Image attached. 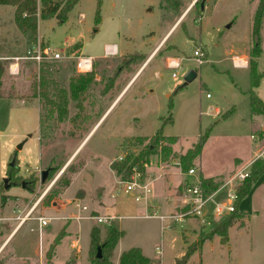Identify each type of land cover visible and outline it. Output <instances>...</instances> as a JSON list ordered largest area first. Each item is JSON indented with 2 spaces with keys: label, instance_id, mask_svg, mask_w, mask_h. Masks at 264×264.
Returning a JSON list of instances; mask_svg holds the SVG:
<instances>
[{
  "label": "rangeland",
  "instance_id": "374dc122",
  "mask_svg": "<svg viewBox=\"0 0 264 264\" xmlns=\"http://www.w3.org/2000/svg\"><path fill=\"white\" fill-rule=\"evenodd\" d=\"M67 1L56 0L59 12ZM260 1L102 0L99 6V0H80L65 22L39 18L42 41L32 47L63 54L42 62L51 65L56 85L66 89L69 98L65 114L56 111L49 117L34 97L42 62L24 59L32 41L17 30L14 8L0 5V56L7 57L0 98V244L24 219L1 250L0 264H91L97 252L92 231H99L102 242L112 228L123 236L112 249L99 246L107 264H121V255L133 248H140L153 264H175L189 247H198L191 264H264V197L257 199L256 207L255 195L246 197L239 205L243 217L223 234L216 227L227 215L213 217L209 224L191 216L184 222L173 218L187 210L182 192L189 150L199 149L190 166L204 183L213 180L217 189L210 193L215 201L225 202L228 193H234L229 183L235 174L254 164L264 149V115H253L251 106L252 91L264 102V18L259 36L254 35ZM184 14L158 53L183 58L179 77L160 66L158 58L103 118L145 63L152 36L158 42ZM107 44H117L120 52L126 47L130 53L102 59ZM200 46L207 59L202 66L193 58ZM243 54L247 67L234 68L232 57ZM89 56L95 58L94 82L72 101L70 80L90 74L77 72L76 59ZM192 69L197 78L182 87L184 70ZM252 72L255 80L261 78L258 88L253 87ZM145 85L148 90L143 91ZM228 112L235 116L223 119ZM41 114L46 117L43 130ZM158 133L164 141L153 148ZM251 135L259 136L261 145ZM150 146L153 150L143 157ZM126 160L130 165L138 160L136 165L154 181L152 203L165 223L150 218L152 208L145 204L123 193L115 196L123 180L116 166ZM43 170H49L45 184ZM169 175L173 184L165 188L166 213L154 197H163L160 181ZM80 201L92 215L111 212L117 217L111 226L94 219L77 222L71 204ZM108 206L114 210H104ZM40 217L50 220L47 226H40Z\"/></svg>",
  "mask_w": 264,
  "mask_h": 264
},
{
  "label": "trees",
  "instance_id": "16d2710c",
  "mask_svg": "<svg viewBox=\"0 0 264 264\" xmlns=\"http://www.w3.org/2000/svg\"><path fill=\"white\" fill-rule=\"evenodd\" d=\"M80 0H68L65 7L59 12L61 3L56 2V0H0V5L12 6L15 8V23L18 30L26 37L30 38L32 45L36 46L38 43V23L39 18L50 19L56 17L60 22L67 21L68 13L79 3ZM102 0H99V6ZM41 5V14L39 12V6ZM264 18V0H261L258 6V10L255 16L254 22V35L257 38L260 33L261 23ZM51 65L48 62H42L40 65V77L39 81L35 83L34 87V97H39L41 105L46 110V117L51 116L54 112L59 111V113L65 114L67 106L69 104L68 93L64 88H58L56 85V79L53 77V72H50ZM7 71L6 60H0V98L3 96V80L5 78ZM253 71V69H252ZM254 78L253 87L258 88L260 85V79L255 80L256 73L252 72ZM94 74L90 73L85 76L74 77L70 80L71 85V99L72 101H78L79 95L86 91L91 83L94 82ZM251 106L253 115H264V102L258 98L255 93L251 92ZM234 110V109H233ZM232 111V110H231ZM234 112V111H233ZM233 113L228 112L223 115V119L229 118ZM41 114V129L43 130L44 120L46 118ZM208 135L205 136L204 140H207ZM154 143L159 144L164 141V136L158 133L153 137ZM175 139H168L170 143H173ZM166 141V140H165ZM149 149L143 153V157L149 154L153 148ZM199 149L194 148L188 151L185 155L186 159L189 161L187 164L184 161V168L189 170L191 168L190 163L194 160ZM138 160L134 164H128L129 161L120 162L117 164V172L122 173V179H127L131 175L132 167L136 165ZM141 167V165L139 166ZM264 174V162L262 160H257L250 172L249 178L243 181L237 188L236 195V211L227 215L226 219L216 227V232H221L222 234L226 232L229 227H232L235 221L243 217V213L239 211V205L248 196V194L253 189L254 185L258 182L260 177ZM54 176V173L50 175V179ZM206 191L209 194L211 190H216L213 180H206ZM7 197H3L4 204L6 203ZM123 236L121 231L112 228L108 236L104 241H100L99 231L97 229L92 231V241L93 246L98 250L99 246L112 249L116 246L119 239ZM198 250V247H189L181 259H178L175 264H188L190 258ZM98 252V251H97ZM96 252V259L91 264H107L105 259H98ZM121 264H153V261L146 258L142 254L140 248H133L121 255Z\"/></svg>",
  "mask_w": 264,
  "mask_h": 264
},
{
  "label": "built area",
  "instance_id": "2783aa9c",
  "mask_svg": "<svg viewBox=\"0 0 264 264\" xmlns=\"http://www.w3.org/2000/svg\"><path fill=\"white\" fill-rule=\"evenodd\" d=\"M196 2V1H195ZM106 54L116 55V46L108 45L106 46ZM63 57V54L57 51L51 50L49 47H35L29 49L27 55L24 59L32 60L37 63H41L46 59L58 60ZM194 60L199 66H202L207 61L206 54L203 48L197 47L194 50ZM19 60V58L17 59ZM237 63V61H235ZM237 64H242L238 62ZM168 65L171 69H179L181 67V62L177 59H171L168 62ZM76 68L79 74H85L92 70V59L91 57H78L76 59ZM12 69V73H13ZM18 73V70H16ZM174 78L177 77L176 73L172 75ZM207 98H210V94H207ZM264 133V131H263ZM251 140L256 142L257 145H261V139L259 136H251ZM264 146V145H263ZM262 146V147H263ZM123 160V159H122ZM257 160H262L264 162V149L257 154L253 162ZM252 162V163H253ZM253 164L248 165L246 168L238 171L233 179L230 181L229 185L231 190L233 189L234 193H228L227 200L225 202L215 201L213 198V193H207L206 186L202 178L197 173V169L192 167L186 172L187 179L183 185V204L184 209H187L185 213H181V216L173 217L176 221H185V217L191 216L193 219L200 221L203 224H209V221L213 217L226 216L236 211V200H237V182L242 183L250 176L251 168ZM153 180L145 176L144 172L140 169L139 165L132 167L131 175L127 179H123L120 182L122 186L119 189L115 196L120 195L121 193L126 194L134 199L137 203H143L147 208H152L151 215H148L150 218L160 219L165 223L166 218L164 216H159L156 209L152 203L153 196ZM214 200V201H213ZM213 202L214 207L210 204ZM71 207L76 210V215L72 218L81 222L84 219H94L99 224L111 226L112 222L116 219L117 215L111 214V212L104 215H92L86 205H83L82 202H74L71 204ZM155 209V210H154ZM93 216V217H92ZM23 220V219H22ZM49 219L40 217V226H47Z\"/></svg>",
  "mask_w": 264,
  "mask_h": 264
},
{
  "label": "crops",
  "instance_id": "0c3cea01",
  "mask_svg": "<svg viewBox=\"0 0 264 264\" xmlns=\"http://www.w3.org/2000/svg\"><path fill=\"white\" fill-rule=\"evenodd\" d=\"M14 8V7H13ZM15 10V8H14ZM190 10V8L188 9ZM185 16V14L179 18V20L175 21L174 24L170 27V29L166 32V34L158 41L156 42V38L154 36H152V39L149 41V42H153L151 45V48H150V51L148 52V54H146V61L144 64H142V66H140L138 68V70H136L134 72V74L131 76L130 80L127 81V83L121 88V90L118 92L117 94V97L116 99L114 100V102L109 106L108 110L106 111V113L104 114L103 118L105 117V115L108 113V111L116 104V102L120 99V102L122 101V99L131 91V89L134 87V85L137 83L139 77L148 69L150 68V66L157 60L159 61L160 59V62H159V65L160 66H165L168 70H173L174 72L173 73H176L177 70H181L183 69V58H179V57H175V56H166L165 58H162V57H158V53L162 50V48H164L167 44V41L166 39L168 38V36L171 34V32L177 27L178 23L183 19V17ZM18 30V29H17ZM20 32V31H19ZM21 36L26 40L27 37L24 36L21 32H20ZM28 40V39H27ZM42 41V38L41 36L39 35V31H38V42H41ZM44 42V41H43ZM28 43V42H27ZM110 44H107L106 46H108ZM114 46H116V55H108L106 54V51L104 52V54L100 57V58H108V57H116V56H122V55H125L127 53H130L128 52L127 48L125 47L123 49V52H120L119 51V48L117 46V44H113ZM112 45V46H113ZM33 45H28L27 49H26V52L29 50V49H32ZM106 50V49H105ZM16 57H19V56H16ZM14 57V58H16ZM91 57L92 59H95L93 58L92 56H89ZM243 57H247L245 54L243 55H237V56H233L232 57V61H233V67L234 68H237V69H245L247 67V62L245 61H242L241 59ZM7 57H4V56H0V60H6ZM159 58V59H158ZM98 59V58H97ZM171 59H177L181 62V67L177 70L175 69H171L168 65V62L171 60ZM95 61V60H94ZM235 61H239L242 62V64H237L235 63ZM93 70H94V62H93ZM14 69V68H13ZM91 70V71H93ZM193 70V69H192ZM192 70H184V74L186 75L188 72L192 71ZM90 72H87V73H91ZM176 71V72H175ZM172 73V75H173ZM86 74V73H85ZM154 75L155 77H159V71H155L154 72ZM179 77V74L177 72V77L175 78H178ZM144 88H148V85L146 86H143L142 87V90L144 91ZM148 90V89H146ZM141 92V91H140ZM151 93V92H149ZM138 96H142V93L138 94ZM218 109V108H216ZM220 110V109H218ZM236 114V113H235ZM235 116V115H234ZM233 115L231 117H234ZM102 118V119H103ZM252 136V135H251ZM256 152H254L255 154ZM241 154V153H240ZM253 154V153H252ZM172 175V174H171ZM170 177V178H169ZM210 177V176H209ZM169 179H162L160 182H162V194L161 196L163 197H158L157 195H155L154 197V201L156 203H159L158 205L160 206V210L163 211V212H167L168 210V194L165 193V188H167L168 186H171L173 184L172 180H173V176L171 177L170 175L168 176ZM254 204H255V207L257 205V199L260 198V197H264V174L260 177V179L258 180V182L254 185L253 189L251 190V192L248 194L247 198L248 200H251L252 199V196H254ZM259 196V197H258ZM247 200V199H246ZM245 200V201H246ZM245 201H243L242 205L245 203ZM104 210H106L107 212L108 211H111V210H114V208L112 206H108V207H105ZM115 215V214H114ZM23 219V218H22ZM22 219L18 222V224L14 227V229H12L10 231V233L7 235V237L4 239V241L0 244V254L2 253L1 250L3 249V247L5 246V244L7 243V241L10 239V237L14 234V232L16 231V229L18 228V226L20 225V223L22 222ZM24 220V219H23ZM15 222V221H14ZM193 222V221H192ZM194 228V227H193ZM191 230V229H190ZM192 234V233H190ZM53 262V260H52ZM193 261L192 259L189 260L188 264H191ZM176 263V262H175ZM161 264H163L162 260H161Z\"/></svg>",
  "mask_w": 264,
  "mask_h": 264
},
{
  "label": "water",
  "instance_id": "95a60500",
  "mask_svg": "<svg viewBox=\"0 0 264 264\" xmlns=\"http://www.w3.org/2000/svg\"><path fill=\"white\" fill-rule=\"evenodd\" d=\"M201 10L202 12L204 11V4L202 3L201 5ZM198 76V73L197 71L195 70H192L190 72H188L185 77H184V83L182 85V87H185L187 85H189L190 83H192ZM20 149L22 148V145H20L19 147ZM15 162H16V159H13L11 164H10V167L11 168H14L15 167ZM48 174H49V170H43L42 171V179H41V182L42 184H45L46 183V180L48 178ZM8 188V186H6V189ZM97 258L98 259H102V248L101 247H98V250H97Z\"/></svg>",
  "mask_w": 264,
  "mask_h": 264
},
{
  "label": "bare ground",
  "instance_id": "6f19581e",
  "mask_svg": "<svg viewBox=\"0 0 264 264\" xmlns=\"http://www.w3.org/2000/svg\"><path fill=\"white\" fill-rule=\"evenodd\" d=\"M238 62H239V61H238ZM238 62H237V63H238Z\"/></svg>",
  "mask_w": 264,
  "mask_h": 264
}]
</instances>
